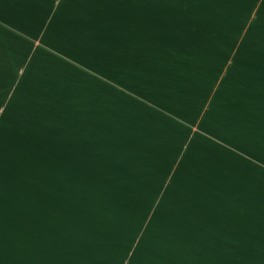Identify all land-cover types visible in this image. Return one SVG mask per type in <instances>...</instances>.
<instances>
[{"label": "crops", "instance_id": "crops-1", "mask_svg": "<svg viewBox=\"0 0 264 264\" xmlns=\"http://www.w3.org/2000/svg\"><path fill=\"white\" fill-rule=\"evenodd\" d=\"M262 34L264 0H0V264H141L211 192L203 246L264 264ZM71 197L121 199L140 247Z\"/></svg>", "mask_w": 264, "mask_h": 264}, {"label": "rangeland", "instance_id": "rangeland-1", "mask_svg": "<svg viewBox=\"0 0 264 264\" xmlns=\"http://www.w3.org/2000/svg\"><path fill=\"white\" fill-rule=\"evenodd\" d=\"M264 37V34H262ZM264 53V45L254 47ZM259 65H264L258 58ZM215 193L209 196L182 194L173 200L172 207L162 216V225L153 228L149 233L145 249L140 257L141 264H232L219 261L218 256H212V250L203 246V241L209 238L217 254L224 252L223 246L216 245L219 240V199ZM121 199L117 198H75L68 199V204L81 207L86 211L91 221L102 222L112 229L114 237H125L132 241L131 250L134 253L142 242L147 229L144 217L138 213L125 214L123 207H117ZM121 205V204H120ZM211 227L210 231L204 230ZM228 252V249L227 251ZM260 250L254 252L256 258L242 261L241 264H260ZM208 257L211 261L205 260Z\"/></svg>", "mask_w": 264, "mask_h": 264}]
</instances>
